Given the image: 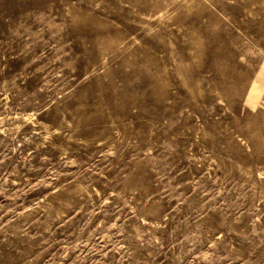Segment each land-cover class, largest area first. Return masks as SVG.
Instances as JSON below:
<instances>
[{
  "label": "rangeland",
  "instance_id": "1",
  "mask_svg": "<svg viewBox=\"0 0 264 264\" xmlns=\"http://www.w3.org/2000/svg\"><path fill=\"white\" fill-rule=\"evenodd\" d=\"M0 264H264V0H0Z\"/></svg>",
  "mask_w": 264,
  "mask_h": 264
}]
</instances>
